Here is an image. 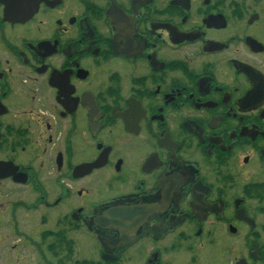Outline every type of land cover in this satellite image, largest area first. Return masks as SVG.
Here are the masks:
<instances>
[{
    "label": "flooded vegetation",
    "instance_id": "1",
    "mask_svg": "<svg viewBox=\"0 0 264 264\" xmlns=\"http://www.w3.org/2000/svg\"><path fill=\"white\" fill-rule=\"evenodd\" d=\"M0 264H264V0H0Z\"/></svg>",
    "mask_w": 264,
    "mask_h": 264
},
{
    "label": "water",
    "instance_id": "2",
    "mask_svg": "<svg viewBox=\"0 0 264 264\" xmlns=\"http://www.w3.org/2000/svg\"><path fill=\"white\" fill-rule=\"evenodd\" d=\"M126 219H129V217H126Z\"/></svg>",
    "mask_w": 264,
    "mask_h": 264
}]
</instances>
